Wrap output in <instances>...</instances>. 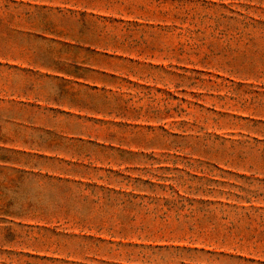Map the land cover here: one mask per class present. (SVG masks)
<instances>
[{
  "label": "rangeland",
  "instance_id": "374dc122",
  "mask_svg": "<svg viewBox=\"0 0 264 264\" xmlns=\"http://www.w3.org/2000/svg\"><path fill=\"white\" fill-rule=\"evenodd\" d=\"M0 264H264V0H0Z\"/></svg>",
  "mask_w": 264,
  "mask_h": 264
}]
</instances>
